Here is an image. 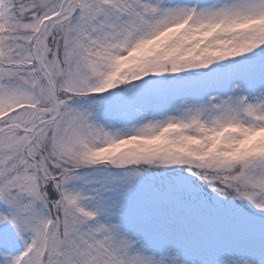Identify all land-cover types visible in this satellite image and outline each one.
I'll list each match as a JSON object with an SVG mask.
<instances>
[{"label":"snow or ice","instance_id":"6c2138e0","mask_svg":"<svg viewBox=\"0 0 264 264\" xmlns=\"http://www.w3.org/2000/svg\"><path fill=\"white\" fill-rule=\"evenodd\" d=\"M0 264H264V0H0Z\"/></svg>","mask_w":264,"mask_h":264}]
</instances>
